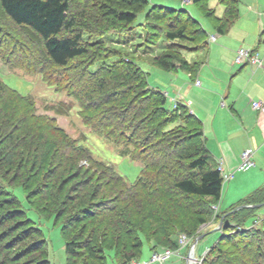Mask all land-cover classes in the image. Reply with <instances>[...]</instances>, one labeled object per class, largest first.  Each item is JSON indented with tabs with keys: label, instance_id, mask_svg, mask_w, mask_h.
Wrapping results in <instances>:
<instances>
[{
	"label": "rangeland",
	"instance_id": "obj_1",
	"mask_svg": "<svg viewBox=\"0 0 264 264\" xmlns=\"http://www.w3.org/2000/svg\"><path fill=\"white\" fill-rule=\"evenodd\" d=\"M144 1L145 5H128L125 0H68L69 14L76 20L75 31L81 32L82 43L89 51L88 55L73 61L68 69L53 66L47 60L39 37L28 28L16 26L0 11V82L14 90L7 89L0 97V127H18L15 134L19 137L12 148L0 144L6 154L0 159V264H44V259L50 262L46 264H66L61 229L67 218H74L80 208L93 207L114 196L119 199L122 188L129 190L144 177L141 172L144 163L140 161L143 155L140 160L133 159L139 151L131 144L134 137L130 132L119 137L117 133L110 134L108 129L98 131L92 127V123L97 124V117L88 120L91 124L86 122L87 116L99 115L110 104L95 102L91 105L83 99H75L70 94L76 91L69 83L70 77L84 63L94 62L95 67H99L110 65L114 60H129L146 73L147 87L158 88L167 73L155 66V59L164 50L179 52L190 61L203 60L204 39L198 33V26L185 20L184 11L192 13L204 30L208 31L210 25L192 0ZM212 2L208 3L212 5ZM120 12L136 13L132 27L116 19L115 15ZM182 24L187 27L189 39L167 40L165 31ZM169 99L166 106L172 111L178 102L172 104ZM82 107H90V114L84 113ZM180 121L177 119L165 131L182 125ZM183 128L186 130L185 126ZM70 143L83 150L84 156L88 153L91 162L86 158L78 161L73 170L69 169V163L67 168L65 164L61 168V160H71L74 154L68 147ZM58 146L62 149L57 153ZM101 165L113 170V176H121L122 182L109 172L99 173L103 170ZM93 191L100 193L90 200ZM186 204L189 209L183 214L185 226L173 237L175 247L170 250L175 254L173 258L187 264L188 252L196 246L202 264L209 249L220 238L223 218L216 219L218 205L211 209L209 203H198L194 199ZM205 214L206 223H198L197 215ZM257 218L253 227L264 226V218ZM82 223L75 221L69 225L68 239L74 236L76 241L83 242L88 238L91 226L85 229ZM182 238L184 244L180 241ZM38 239L43 242L37 244ZM46 248L49 254L41 257V251ZM148 250L144 242L141 264L145 263L142 257H146ZM106 253L107 262L114 264L108 256L110 253ZM83 261L81 258L74 262L82 264Z\"/></svg>",
	"mask_w": 264,
	"mask_h": 264
},
{
	"label": "trees",
	"instance_id": "obj_2",
	"mask_svg": "<svg viewBox=\"0 0 264 264\" xmlns=\"http://www.w3.org/2000/svg\"><path fill=\"white\" fill-rule=\"evenodd\" d=\"M125 2L128 5L146 4L144 0ZM201 2L205 4L200 5ZM207 2L208 0H192L199 14L208 19L213 29L221 34L237 18L239 0H218L225 7L222 18L214 15ZM69 9L68 0H0V11L16 26L28 28L36 34L42 42L47 60L61 69H68L73 61L89 53L82 43L81 32L75 31L76 20L70 16ZM170 11L175 12L173 9ZM184 12L185 20L198 26V33L204 39L205 48V30L189 11ZM115 17L120 23L132 27L136 13L120 12ZM164 35L170 42L189 39L187 27L183 24L165 31ZM155 66L165 72L185 70L192 78L198 63L189 64L179 52L167 49L156 57ZM146 76V73L134 67L131 61L114 60L110 65L99 67H95L94 62L84 63L76 74L70 77V86L76 91L70 95L75 99H83L91 105L95 102L110 104L99 115L87 116L86 122L89 124L88 120L97 117V124H90L98 131L108 129L110 134L117 133L119 137L130 132L134 137L130 139L131 144L139 151L133 159L140 160L143 155L140 161L144 163V168L141 169L144 177L129 190L122 188L119 199H114V196L93 207L80 208L74 218H67L61 229L66 264H75L74 261L81 258H84L82 264H109L106 252L110 253L108 256L114 264H129L139 261L144 242L148 244L151 252L172 249L175 247L173 237L185 226L183 214H187L189 209L187 201H205L212 209L221 200L223 178L218 164L205 147L201 123L183 104L177 103L175 109L168 110L165 94L147 87ZM7 89V86L0 82V97ZM8 91L14 90L9 88ZM115 102L120 105L115 106ZM90 107H82L84 113H89ZM117 109L120 111L117 112ZM177 119H181L182 125L165 131L166 127ZM189 124L193 128H188ZM17 128L1 125L0 144H4L5 148H12L19 139L15 134ZM59 146L57 153L62 149ZM68 147H71L74 154L71 160H61V168L69 163V169L73 170L78 161L86 158L91 162L90 155L85 153V157L83 150L76 148L75 144L70 143ZM4 153L0 149V159L6 155ZM52 164L54 165V162ZM101 166L103 168L100 169L103 170L99 173L106 175L109 172L112 176L115 175L109 167ZM115 178L119 182L123 180L119 175ZM97 193L100 191H93L90 200H93ZM260 193H255L242 204L227 211L218 209L216 219L219 221L223 218V230L202 264H264V226L253 227L258 219V209L251 208L260 203L259 198L263 196ZM196 220L205 224L207 214L197 215ZM75 221H82L85 229L91 226L89 236L83 242L76 241L74 236L72 239L67 238L71 233L68 227ZM37 241V244L43 242H40V239ZM48 254L46 248L41 251L40 256ZM47 261L42 260L44 264L50 263Z\"/></svg>",
	"mask_w": 264,
	"mask_h": 264
},
{
	"label": "crops",
	"instance_id": "obj_3",
	"mask_svg": "<svg viewBox=\"0 0 264 264\" xmlns=\"http://www.w3.org/2000/svg\"><path fill=\"white\" fill-rule=\"evenodd\" d=\"M208 2L214 15L222 18L225 7L218 0H213L212 5ZM209 25L208 31L205 30L206 47L201 52L203 60L185 58L189 64L198 63L193 77L185 70L163 71L167 73L166 80L155 88L165 94L167 102L170 98L172 104L187 106L202 125L210 156L231 176L223 184L218 204L223 212L258 192L263 194L259 204L264 203V111L254 110L251 105L252 102L264 105V0H239L237 18L221 34ZM239 49L257 54L260 65L236 63ZM245 150L252 151L253 166L245 172H236ZM262 210L264 205L256 215L264 218V212H259ZM146 253L142 257L144 264L152 254L150 248ZM170 264L183 261L173 258Z\"/></svg>",
	"mask_w": 264,
	"mask_h": 264
},
{
	"label": "built area",
	"instance_id": "obj_4",
	"mask_svg": "<svg viewBox=\"0 0 264 264\" xmlns=\"http://www.w3.org/2000/svg\"><path fill=\"white\" fill-rule=\"evenodd\" d=\"M235 62L238 64H244V63H249L251 65L258 66L260 65V61L258 59L257 54L253 53L252 51L246 50V49H239L236 53L235 57ZM195 85L198 86L199 82L196 81ZM177 102H175L176 104ZM252 108L257 111H264V105L261 104L260 102H252ZM186 106V105H185ZM253 162H252V151L250 150H245L241 154V161L240 164L236 168V172H245L252 168ZM218 169L221 172L222 178H223V183H225L229 178L231 177L228 174H225L222 170V167L220 164H218ZM214 209H217L214 207ZM183 244L185 243V239L182 238L180 240ZM196 247V246H195ZM190 248L186 263L187 264H201V262L198 260L197 257V249ZM175 254L170 250V249H165L159 252H154L151 254L149 261L147 264H167ZM129 264H141L139 261H132Z\"/></svg>",
	"mask_w": 264,
	"mask_h": 264
},
{
	"label": "water",
	"instance_id": "obj_5",
	"mask_svg": "<svg viewBox=\"0 0 264 264\" xmlns=\"http://www.w3.org/2000/svg\"><path fill=\"white\" fill-rule=\"evenodd\" d=\"M263 205H264V203L263 204H258V205H253V206H251V208L258 209V208L262 207ZM221 227H222V222H220V224H219V228H221Z\"/></svg>",
	"mask_w": 264,
	"mask_h": 264
}]
</instances>
